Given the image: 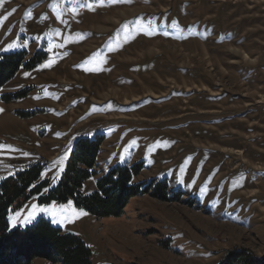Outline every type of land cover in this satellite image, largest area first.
<instances>
[{
	"label": "rangeland",
	"instance_id": "374dc122",
	"mask_svg": "<svg viewBox=\"0 0 264 264\" xmlns=\"http://www.w3.org/2000/svg\"><path fill=\"white\" fill-rule=\"evenodd\" d=\"M38 50L0 88V180L39 162L51 188L74 140L102 134L82 193L143 161L135 182L166 178L182 194L134 196L99 219L32 198L8 211L10 229L43 217L81 238L92 264L264 255V0H0V54Z\"/></svg>",
	"mask_w": 264,
	"mask_h": 264
},
{
	"label": "trees",
	"instance_id": "16d2710c",
	"mask_svg": "<svg viewBox=\"0 0 264 264\" xmlns=\"http://www.w3.org/2000/svg\"><path fill=\"white\" fill-rule=\"evenodd\" d=\"M45 57L40 50L31 56L27 51L0 54V88L20 67L32 68ZM21 95H24L22 91L7 93L3 99L9 102ZM103 141L102 134L77 137L60 178L51 188L48 179L40 180L43 164L39 162L0 180V264H29L36 258L52 264H92L90 249L81 238L53 226L43 217L24 228H9L8 211L20 208L32 198L39 203H60L71 199L76 208L97 219L119 216L132 197L145 193L162 201L179 199L182 192L176 191L170 196L166 178L134 181L144 167L143 161L111 167L97 179L93 192L82 193L83 183L96 174V160ZM217 264H264V255L255 256L245 248L233 249Z\"/></svg>",
	"mask_w": 264,
	"mask_h": 264
}]
</instances>
